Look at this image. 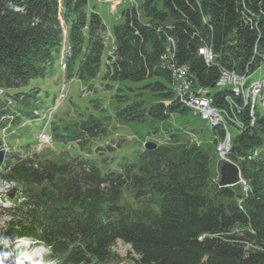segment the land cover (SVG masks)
Masks as SVG:
<instances>
[{
  "label": "trees",
  "instance_id": "trees-1",
  "mask_svg": "<svg viewBox=\"0 0 264 264\" xmlns=\"http://www.w3.org/2000/svg\"><path fill=\"white\" fill-rule=\"evenodd\" d=\"M87 6V0H0V89L18 112L41 101L32 85L53 75L64 39L73 52L68 76L93 79L103 66L108 88L134 84L118 85L113 94V116L122 125L189 112L177 92L175 100L171 74L160 64L169 44L174 64L187 66L193 89L209 90L217 108L227 109L230 94L216 87L222 70L247 79L264 67V0H143L139 10L122 11L104 62L107 29ZM201 48L213 52V62L199 55ZM9 113L0 98V118ZM241 113L235 127L243 130L232 139L228 159L246 191L240 184L220 187L210 153L178 134L153 150L131 149L107 170L80 155L61 164L18 158L5 168L6 179L38 190L52 219L42 230L14 226L12 235L42 244L57 264H264V114L256 117L255 108L252 121L249 107ZM77 124L66 134L55 128V140L78 141L81 151V137L106 134L98 117ZM256 150H262L258 156ZM118 241L133 253L119 263L110 250Z\"/></svg>",
  "mask_w": 264,
  "mask_h": 264
},
{
  "label": "rangeland",
  "instance_id": "rangeland-1",
  "mask_svg": "<svg viewBox=\"0 0 264 264\" xmlns=\"http://www.w3.org/2000/svg\"><path fill=\"white\" fill-rule=\"evenodd\" d=\"M130 1L133 4V8H136V2L139 5L143 2V0ZM119 2L111 3V5L104 0H87V7L101 16L107 29L104 58H106L111 46L110 32L112 28L123 21L122 11L130 7L128 0H125L120 5ZM138 9L139 8H137V10ZM67 54L71 59L73 56L72 50H69ZM104 58L103 62L105 61ZM68 63L69 62L65 64L67 67ZM50 64L51 62L49 61L46 65ZM60 66L63 67L62 64H60ZM103 73L104 67L102 66L101 72L95 78L89 80L79 79L73 82L70 80H72L73 77L76 78V76L69 75V79H67L70 84L66 89L67 93H65V99L60 103L57 111H52L51 116V109L47 110L46 108L52 106L57 96L59 90L58 83L62 82L60 81V72L56 70L53 71L51 77L48 76L45 80L41 81L42 86H40L39 83L33 84V87H42L41 91L45 89V91L49 93L46 97L44 96L45 93H41L43 103L35 109L38 111V115H36L39 120L36 118L30 120L28 116H23V113V117H20L21 119L19 117L15 118L13 115L9 117L5 116L3 118L4 121L1 119L2 117L0 118L1 124H5L0 125V152H3L5 156L2 168L8 166H6L8 161H16L18 158H29L34 162L48 160L61 164L69 163L72 161L73 157L80 155L84 158H91L97 161L96 163L100 168L107 170L108 167H116L121 162L126 152L130 154L131 149L141 148L147 141L162 143L172 134L182 135L187 138L188 136L186 133L189 132L195 135L198 145L210 153L213 159L211 164L212 173L214 178L219 180L222 161L216 156L213 131L205 121L191 112H187L185 114L174 113L169 119L162 122L147 120L144 122H130L126 125H122L120 122H116L113 116L114 109L118 105L117 100L113 98V94L118 85L135 86L129 82H117L111 83V85L114 86L113 88H108L106 82L101 81ZM258 79H264V67H261L248 76L249 81ZM45 91L43 90V92ZM126 94L129 95L131 93L126 92ZM1 97L5 99L6 103L13 105V100L11 98L6 97L5 94ZM258 107H260L259 103L257 104L256 112L259 115L264 114L262 106L260 107L262 110ZM16 109L17 108L14 109L13 105L12 110L16 112ZM89 115L101 119L106 129V134L104 136L99 135L94 138H89L88 140H86V137H81L83 142V147H80L81 151H79L77 143H74L75 147H73L70 143L64 144L54 140L51 146L43 145L38 141L40 140L38 132H40L43 127L44 131L48 133H54L57 129L59 132L58 134H66L74 129L77 130L78 120H84V118H87ZM42 120H45L44 124ZM15 122H19V124ZM63 129H65L66 132ZM227 132L230 133L229 136H231V139L239 134V130L233 126H229V131ZM196 139H192L191 142L196 143ZM89 150H91L92 157H89ZM9 157H11V159L8 160ZM5 175V171L0 170V242H3V235H8L7 241H16L18 243L16 247H20L21 245L27 246L33 243L30 241L31 238L27 240H17V238L12 236L10 233L11 231L9 232L8 230L12 229L14 226L21 228V226L25 227V225L28 226V224L31 223L39 230H42L44 224H51L52 217L50 215L52 214L47 213L50 206L47 205L44 199L40 200V194L34 187L30 189L21 185L17 187L14 182H8ZM28 191L30 192L29 194ZM30 202L35 203V208H37V211H35L36 213L31 212L30 207L32 206ZM41 247L42 246H39L37 249L34 248V250L29 249L31 253L35 255L34 257L29 255V260H33L34 258L35 262L38 263L41 260V252L46 256L49 255L47 250ZM110 250L112 253H115V262L118 263L121 260H125L127 257L133 256L130 247L119 241L116 242ZM53 264L56 263L54 262Z\"/></svg>",
  "mask_w": 264,
  "mask_h": 264
},
{
  "label": "bare ground",
  "instance_id": "bare-ground-1",
  "mask_svg": "<svg viewBox=\"0 0 264 264\" xmlns=\"http://www.w3.org/2000/svg\"><path fill=\"white\" fill-rule=\"evenodd\" d=\"M207 52L209 54V62H213L214 61V54L213 52L209 49L206 48ZM199 55L204 57V60L206 61V58L204 55H202V51L201 49H199ZM208 64V63H207ZM163 68L167 69L170 74H171V78H172V82L173 85L175 87L176 90V82L177 81H181L182 78V70L185 68V66H177L175 67L174 64H172L171 62H163ZM246 79V77H245ZM240 81L239 82V95H241V98L243 100V102H245V105H239L238 101H235L234 99H237L236 96V88L235 86H227L228 89H230V94H228L225 97V101L228 103L227 105V109L225 108H218V117H217V124L218 127L222 128L223 131L225 133H228L227 131V123L230 122V124L236 126V127H241V122L239 121V119L237 118V115L241 114V112L244 111L245 107H249V111H250V117L252 118L253 121V117L255 116V108L257 107V104L259 103L262 105V107H264V80H253L250 83L246 82V80ZM262 81V83L260 85L257 86V90H255L252 94L253 89L255 88V85L259 82ZM193 82H190V89H193ZM177 92L178 95V101L180 103L181 106L188 108L192 111H195V104L192 103H186L185 100H179L180 99V91L176 90L175 94ZM206 92H194V101L196 102H204V110H215V106H213V100L211 97H209L211 99V101H207V95ZM177 99V98H176ZM237 102V104H236ZM261 107V106H260ZM255 120V119H254ZM230 126V125H228ZM220 128V129H221ZM230 146H226V154H228L230 152ZM255 155H257V153H255ZM11 244V243H10ZM26 248L28 249V255H27V259L29 260V255H31L32 257H34L35 255H33V253H31V251L29 249H33L34 247L31 246H26ZM42 258V256H41ZM5 259H8V256H5ZM35 259L33 258L29 260V264H35Z\"/></svg>",
  "mask_w": 264,
  "mask_h": 264
},
{
  "label": "built area",
  "instance_id": "built-area-1",
  "mask_svg": "<svg viewBox=\"0 0 264 264\" xmlns=\"http://www.w3.org/2000/svg\"><path fill=\"white\" fill-rule=\"evenodd\" d=\"M109 1L119 2L121 0H109ZM173 50L174 49H171L170 44H169V46L164 51L163 55H161L160 64L162 68H163V62H171L172 64H174L175 56H174ZM201 51H202V55H204L206 58V62H209V54L207 52V49L201 48ZM221 74H222L221 78L216 83V87L224 89V88H227V86H235L236 96H237L239 105H245V102H243L241 95H239V82L243 81L246 76H240V75L235 74L234 72H227L226 70H222ZM190 82H191V78L188 72V68L185 67L182 70L181 81L176 82V90L180 91L179 100H185L186 103L195 104V111H193V113L198 115L202 120L207 121L212 129H218V124H217L218 108L215 107V110H204V102L194 101V92H206V90L203 88L190 89ZM261 83L262 81H259L255 85V88L253 89L252 94L255 90H257V86L260 85ZM207 101H211V99L207 97ZM246 108L247 107H245V109ZM234 128L236 127L234 126ZM237 129L242 130V128H237ZM219 130L223 133V137L216 146V152H217L219 159H221L222 161H228L227 160L228 155L226 154V146L231 145L230 136H229V133H225L223 129H219ZM242 185H244V189H246L245 184L242 183Z\"/></svg>",
  "mask_w": 264,
  "mask_h": 264
},
{
  "label": "water",
  "instance_id": "water-1",
  "mask_svg": "<svg viewBox=\"0 0 264 264\" xmlns=\"http://www.w3.org/2000/svg\"><path fill=\"white\" fill-rule=\"evenodd\" d=\"M157 147V144L153 142H147L145 144L146 150H153ZM2 162V152H0V164ZM219 186L220 187H232L239 183V170L231 163H225L219 172Z\"/></svg>",
  "mask_w": 264,
  "mask_h": 264
}]
</instances>
